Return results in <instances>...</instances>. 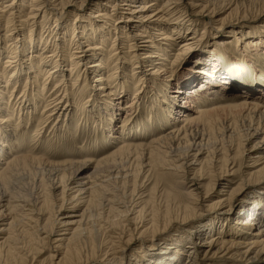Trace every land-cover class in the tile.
Wrapping results in <instances>:
<instances>
[{"label": "bare ground", "instance_id": "obj_1", "mask_svg": "<svg viewBox=\"0 0 264 264\" xmlns=\"http://www.w3.org/2000/svg\"><path fill=\"white\" fill-rule=\"evenodd\" d=\"M98 132V160L48 153ZM24 169L48 195L11 188ZM43 255L264 264V0H0V264Z\"/></svg>", "mask_w": 264, "mask_h": 264}, {"label": "rangeland", "instance_id": "obj_2", "mask_svg": "<svg viewBox=\"0 0 264 264\" xmlns=\"http://www.w3.org/2000/svg\"><path fill=\"white\" fill-rule=\"evenodd\" d=\"M87 7H89V5ZM86 11H88V9H86ZM224 27H227V26H223V28ZM221 31L226 32L225 30H221ZM217 36H218V38L220 37L219 40L224 37L223 34L222 35L218 34ZM209 40L210 39L203 40L201 42V44L197 48L192 50L191 55L193 54V56H195V57L198 56L199 57L201 55V52H202L201 48L204 46L205 43L210 42ZM186 65H187V63H184L183 68L179 71V73L183 72L185 70V66ZM225 73H226V70H225ZM42 74L40 76V81L38 80V84L41 83L42 78H44L43 77L44 75H42ZM225 76H228V74L226 73ZM22 85H23V81L18 84L17 92L20 91ZM134 95H135L134 91L127 92L126 97H128V99L125 102H129L130 100H132L131 98ZM35 118H37V114H36ZM116 120H117V122H120L121 118L117 117ZM34 125H35V122L33 121L32 122V126L29 128V130H31ZM90 127L91 126H89V124H88L87 130H89ZM73 128H72V130H73ZM48 129H49V126L47 127V130ZM94 131L97 133V129H94ZM86 133L87 132H85L84 134H86ZM45 135H46V133H44V138H45ZM89 135L90 134H88V136H85V137H80L79 133H76V134L74 133V136H75L74 137V143H76L75 145H73V142L71 141V139L70 140L68 139L71 142V143H69V145H66L64 143H57L56 142V143H53V145L50 146V149H49L50 151H48V153L56 154L57 157L54 160L55 162H61V164L64 163V164L68 165V160L70 161L71 159L74 160L76 158L80 159L79 155L76 156V154H80L84 149H88L89 151H91L92 154H90L88 157L96 159V160H98V159H100L102 157H105L110 151L113 150L112 146L105 145V141H104L105 139H102L101 133L98 132V136L97 137H100L99 139L101 140L98 143L97 142L96 143L92 142L93 141L92 138H93V135H94L93 133H91L90 136ZM214 138H215L216 141L226 142V139L221 136L219 128L215 132ZM258 139H260V138H258ZM255 140L254 141H250L249 144L245 143V145H243V147H246V148L249 149V147H251L255 143ZM77 147L80 148V149H77ZM15 150H16V148H15ZM257 152L263 153V150L262 149H256L254 151V153L257 154ZM80 161H81V159H80ZM39 178H40V175H38V174L35 175L34 172L31 171L30 169H24L22 171L16 172V176H15V178L13 180H11L10 186L13 189L24 190V191H26V193H29V194H31L33 196H41L40 194H38L40 192V190H41L42 193H44V196L48 195L49 194L48 188H49V183H50V181H49L50 178H49L48 174H46L45 172H42L41 178L43 179V183H42V187H40V188H38L37 182H36V180H38ZM139 181H140V178H139ZM144 185L146 186V184H144ZM189 185H190V183H188L187 180H186L183 185H179L177 187L176 191H178L180 193H184V191H186L188 189ZM258 187L259 186L255 187V188H252V189H249V190H250L251 193H253V192L256 191V188H258ZM139 188L140 187H137L136 191H137V189L139 190ZM219 188L220 187H218V189ZM142 189H143V187H142ZM142 189H140V190H142ZM245 193H247L246 190H243L242 196L245 195ZM135 199L136 198H134V200ZM149 201L156 209H157V207L162 206V204H163L162 200H160L159 198H154L152 196L150 197ZM54 209H55L54 206L48 207V209L46 211L47 212L46 215L51 214V211L54 210ZM198 209H199V212H200L199 213L200 216L194 218V221H195V223H197V222L203 223L210 217L211 214L210 213L207 214L206 213V209L204 207H199ZM76 216H77V214H75V213H71V214L69 213L68 217H66V218L72 220V219L77 218ZM124 228H123V231L127 232V228L128 227L125 230H124ZM119 233H120L119 231H116L114 229L113 231H106L104 236L108 240L109 239L111 240V243H113V244H111L112 246H117V244H116L118 242L117 236H118ZM15 234L18 235V233L16 231H15ZM124 235L127 236V233H124ZM24 241L27 242L28 239L27 240L24 239ZM83 246H87V244H84ZM114 249H116V248H114ZM46 255H43L41 257L36 258V260L33 262V264H39V261H41L44 257H46ZM80 256H81V264H84V262L86 260H88V259L82 257V255H80ZM30 258L32 259V256ZM31 259L29 261H31ZM94 264H97V263L94 262Z\"/></svg>", "mask_w": 264, "mask_h": 264}]
</instances>
